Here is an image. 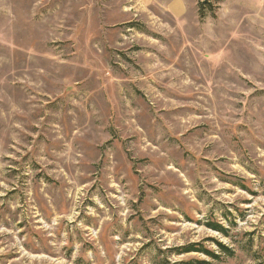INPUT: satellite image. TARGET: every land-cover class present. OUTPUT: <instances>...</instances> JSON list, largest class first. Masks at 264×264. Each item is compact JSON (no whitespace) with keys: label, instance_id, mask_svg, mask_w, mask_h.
Listing matches in <instances>:
<instances>
[{"label":"rangeland","instance_id":"obj_1","mask_svg":"<svg viewBox=\"0 0 264 264\" xmlns=\"http://www.w3.org/2000/svg\"><path fill=\"white\" fill-rule=\"evenodd\" d=\"M0 264H264V0H0Z\"/></svg>","mask_w":264,"mask_h":264}]
</instances>
